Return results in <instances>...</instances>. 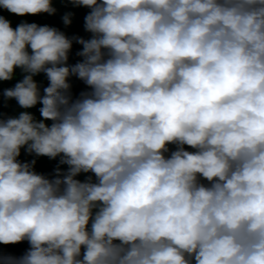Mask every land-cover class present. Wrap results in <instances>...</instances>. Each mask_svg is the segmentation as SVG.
Wrapping results in <instances>:
<instances>
[{"label":"clouds","instance_id":"obj_1","mask_svg":"<svg viewBox=\"0 0 264 264\" xmlns=\"http://www.w3.org/2000/svg\"><path fill=\"white\" fill-rule=\"evenodd\" d=\"M61 2L0 16V264H264V0Z\"/></svg>","mask_w":264,"mask_h":264},{"label":"trees","instance_id":"obj_2","mask_svg":"<svg viewBox=\"0 0 264 264\" xmlns=\"http://www.w3.org/2000/svg\"><path fill=\"white\" fill-rule=\"evenodd\" d=\"M53 6L57 9L60 7V12L63 14L56 13L55 15H49L47 13H42L38 15H25V16H18L16 14H12L8 12L7 10L3 9L0 7V16L5 17L7 20L11 22V26L15 28L17 25H19L21 22H28V23H36L38 25L44 26L48 25L51 26L55 25L58 29L61 31H69L73 33V35H78L83 38L88 35V32L85 31L84 29V17L88 14L90 9L86 7H79V8H70L71 5H65L64 3L61 2V0H53ZM71 12L73 13L72 16V23L69 26H65L62 20V17L64 16L65 13ZM68 36V35H67ZM76 52H78L77 48L73 46L72 51L70 53V58H69V63L74 64V60L76 59L77 55ZM19 69H16V77L12 81H6V82H0V90H3L4 88H10L15 85V83L19 82V80L22 78L19 75ZM37 82L41 85V92L43 87H46L48 82L46 77L43 74L38 75L35 77ZM70 83L72 84V89L73 88H80L82 91L87 90L86 86L83 84V82L79 81L75 77L70 78ZM76 97V96H74ZM41 105H37L33 109H29L28 111H31L38 119L40 118L38 108ZM0 111L8 114V115H16L20 111H24L23 109H20L16 102L14 100L8 101V102H3L0 101ZM47 123H51L50 121ZM37 159V163L35 165V170L38 173L40 172L41 168H46V166H52L58 164V159L57 160H50L47 157H40L36 158L33 156L27 155L23 149H22V154L21 157L19 158L22 161H30L32 159ZM46 165V166H45ZM55 166V167H56ZM55 167L52 169L54 170ZM66 168L67 166H63ZM29 248V244L27 241L22 242L20 244L16 245H2L0 244V254L2 255H13V256H21L24 254L25 251Z\"/></svg>","mask_w":264,"mask_h":264}]
</instances>
